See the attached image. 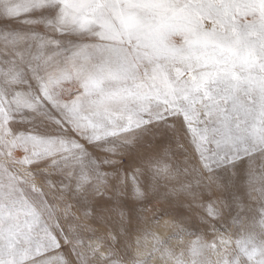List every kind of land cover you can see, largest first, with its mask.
<instances>
[{
  "label": "snow or ice",
  "instance_id": "snow-or-ice-1",
  "mask_svg": "<svg viewBox=\"0 0 264 264\" xmlns=\"http://www.w3.org/2000/svg\"><path fill=\"white\" fill-rule=\"evenodd\" d=\"M253 201L264 217V0H0V264H123L164 217L264 264L218 228ZM105 221L102 252L82 232Z\"/></svg>",
  "mask_w": 264,
  "mask_h": 264
},
{
  "label": "rangeland",
  "instance_id": "rangeland-1",
  "mask_svg": "<svg viewBox=\"0 0 264 264\" xmlns=\"http://www.w3.org/2000/svg\"><path fill=\"white\" fill-rule=\"evenodd\" d=\"M205 195L207 193H204ZM159 206H157L158 208ZM252 210L241 215L238 222L233 224L231 220L226 225H218L219 231L226 237H230L233 241L237 239L246 241L251 238L258 246L264 245V217L259 214V207L253 201L251 204ZM88 223V222H83ZM173 218L164 217L159 223H152L150 220L142 223L137 229L132 231L130 235L122 240L116 248V253L122 259L123 264H137L138 261L143 260L145 264H163V259L168 253L182 258V264H222V259L227 257L229 260L235 255V244L228 247L227 251L222 250L219 246L213 248L211 246L215 234L204 227L199 229V236L201 245L196 247L190 246V240L181 238L180 240L171 239L169 243L159 246L158 232L168 227H172ZM169 225V226H166ZM95 232L85 229L82 235L87 241L100 242L103 244L101 251H106L110 247V241L107 239V232L113 229L111 222L105 221L98 225H92ZM193 231H196L193 229ZM174 232V231H173ZM170 232V234H173ZM195 240L196 237H191ZM147 243L151 244V254L143 253L142 250L148 249ZM147 245V246H145ZM94 246V245H93ZM86 256H88V264H110L109 258H101L99 253L93 256L85 247L82 249ZM140 251V252H139ZM152 255V256H151ZM117 258L116 256L111 259Z\"/></svg>",
  "mask_w": 264,
  "mask_h": 264
},
{
  "label": "bare ground",
  "instance_id": "bare-ground-1",
  "mask_svg": "<svg viewBox=\"0 0 264 264\" xmlns=\"http://www.w3.org/2000/svg\"><path fill=\"white\" fill-rule=\"evenodd\" d=\"M166 226V225H165ZM167 226H169V225H167ZM166 226V227H167ZM173 231H175V229H174V227L172 226H170V227H168V228H166V229H164V230H159V232H158V244H159V246H161V245H165V241L167 242V243H169L170 241H172L171 239H170V237L172 236V234H170V232H173ZM166 243V244H167ZM147 245H149L148 246V249H145L144 248V250H142V252L144 253H147L148 254V256H149V254H151V250H152V246H151V244H149V243H147ZM147 245H145V246H147ZM140 252V251H139ZM152 256V255H151ZM163 261V264H164V259L162 260Z\"/></svg>",
  "mask_w": 264,
  "mask_h": 264
}]
</instances>
